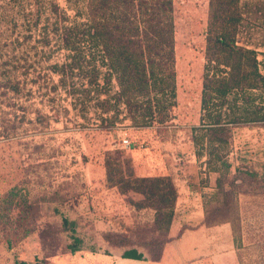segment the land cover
<instances>
[{
  "label": "rangeland",
  "instance_id": "374dc122",
  "mask_svg": "<svg viewBox=\"0 0 264 264\" xmlns=\"http://www.w3.org/2000/svg\"><path fill=\"white\" fill-rule=\"evenodd\" d=\"M87 1L0 0V84L11 77L18 88H0V199L16 188L21 198L36 203L33 220L26 223L35 227L33 233L10 250L4 240L9 228L0 225L7 228L4 233L0 230V264H264L263 187L234 189V228L230 222L214 226L215 235L200 250L196 234L199 208L178 212L174 230L162 233L154 228L153 212L138 210L129 201L131 195L111 194L109 189L118 188L109 187L108 181L107 189L99 182L85 186L90 179L88 166L99 167V151L118 149L122 137L132 138L128 133L118 136L124 130L99 126L102 114L95 100L82 105L69 89L57 86L60 76L54 67L69 60L61 31L87 21ZM174 5L176 81L181 94L177 103H201L210 0H174ZM239 7L236 43L255 50L262 62L264 0H240ZM79 75L75 70L70 81H78ZM175 114L180 115L178 123L173 122L175 127L152 129L153 138L169 136L171 130L187 136L192 132L199 119L196 107L186 112L182 106ZM256 136L252 145L258 148L257 154L250 152L249 133L238 130L237 148L225 158L235 167L248 165L264 176V126ZM120 151L132 161L128 152ZM105 158L106 154L104 164ZM231 170L233 177L235 170ZM67 171L75 173L71 182L66 181ZM220 199L209 200L207 215ZM8 208L6 214H16L15 204ZM63 219L76 222V234L83 240L75 254L68 249L72 239L62 231ZM112 232L131 235L134 243L114 246L104 237ZM157 236L166 244L155 262L148 248L138 243ZM130 248L141 251L147 261L123 259V252Z\"/></svg>",
  "mask_w": 264,
  "mask_h": 264
},
{
  "label": "trees",
  "instance_id": "16d2710c",
  "mask_svg": "<svg viewBox=\"0 0 264 264\" xmlns=\"http://www.w3.org/2000/svg\"><path fill=\"white\" fill-rule=\"evenodd\" d=\"M239 6L240 0H210L202 117L200 124L192 127L197 153L208 152L213 169L221 172L214 196L221 199L209 209L205 223L230 222L233 228L234 189L264 188V176L253 168H236L230 176L232 166L225 158L234 127L264 122V62L258 60L255 50L236 43ZM86 15V22H75L61 31L69 60L54 67L60 76L57 86L69 89L82 105L95 100L102 114L99 126L105 130L127 119L134 128L152 126L154 121L165 124L177 103L174 0H88ZM75 70L80 71L81 79L70 81ZM3 86L18 89L11 77ZM105 165L108 186L117 187L123 195H141V200L131 196L129 201L138 210L153 209L155 230L168 232L178 195L172 177H137L131 159L123 158L118 149L106 152ZM13 204L16 214H6L11 210L6 207ZM35 208L36 203L21 198L16 188L0 199V225L9 228L10 234H4L9 250L33 233L35 227L26 223L33 220ZM0 230L4 233L7 228L0 226ZM62 231L70 233V252L80 251L83 240L76 234V222L63 219ZM104 237L118 247L134 243L131 235L124 233H106ZM138 244L148 248L150 260L156 262L166 240L157 236ZM122 258L147 261L136 248L126 249Z\"/></svg>",
  "mask_w": 264,
  "mask_h": 264
},
{
  "label": "crops",
  "instance_id": "0c3cea01",
  "mask_svg": "<svg viewBox=\"0 0 264 264\" xmlns=\"http://www.w3.org/2000/svg\"><path fill=\"white\" fill-rule=\"evenodd\" d=\"M264 49V46L262 47ZM260 49L259 59L264 62V50ZM177 60V58H176ZM181 97L180 89H177V99ZM184 107V110L188 112L196 107V110L199 111V119L197 121V125L200 124L202 117V103H176V105L169 111V115L165 119V124H160L157 121L153 122L152 126L145 128H134L131 127V121L125 120L122 124L118 123L117 130H124V132H117L118 136H121L123 133H128L132 138L131 147L128 150L132 158V163L135 171V175L137 177H165L170 176L174 180L175 186L177 188V199L175 204V216L176 219L177 213H189L192 212L195 208L200 212L199 223L197 226V237L199 240L198 247L201 246L200 250L208 247V237L210 235H215L214 226L216 225H207L205 223L207 217V206L209 204L210 199L215 196L217 193V178L220 176V171L213 169V164L210 162V156L208 152H200L197 153V148L192 139V132L187 135H183L181 132H176L171 130V133L166 136H156L153 138L152 129H156L159 131L160 127L165 126V129H170L168 127H173V122L178 123L179 116L175 114L176 109H181ZM174 114V115H173ZM107 117V114H104ZM123 114L120 118H123ZM162 125V126H161ZM172 125V126H171ZM264 122L257 123H249L234 127L231 132V140L229 141V150L227 157L234 153L237 146V134L247 132L249 133L250 143L249 147L250 152H256L257 154L258 148L252 145V142H256L258 139V132L263 131ZM175 127V126H174ZM194 127V126H193ZM164 128V127H163ZM235 131V132H234ZM237 132V133H236ZM261 139V137H260ZM235 141L234 146L232 145V141ZM120 141V140H119ZM259 149H262L261 147ZM108 148L105 147L103 152L99 151V167L96 166H88L87 172L90 173V179L87 180L89 185L85 186H94L99 182L100 187H105L107 189V175H106V167L104 164V157ZM263 152L259 153V156L262 155ZM252 157V154H250ZM232 169L241 168L235 167L230 161H228ZM246 165L245 168H247ZM244 168V169H245ZM99 178L97 180V176ZM75 173L71 174L70 171H67L66 181L74 180ZM64 185V184H62ZM111 194L120 195L125 197L119 193L116 188L109 189ZM133 196L135 200H141L142 196L137 194H129ZM144 213L148 211L153 212V216L155 219V211L153 209L144 208L141 209ZM140 210V211H141ZM171 224L170 229L174 230V220ZM226 223V222H224ZM221 224V223H220ZM226 234V228L223 229ZM141 252V251H140ZM136 261V260H134ZM140 262V261H138Z\"/></svg>",
  "mask_w": 264,
  "mask_h": 264
},
{
  "label": "built area",
  "instance_id": "2783aa9c",
  "mask_svg": "<svg viewBox=\"0 0 264 264\" xmlns=\"http://www.w3.org/2000/svg\"><path fill=\"white\" fill-rule=\"evenodd\" d=\"M131 147V141L129 138L127 137H122L119 141V143L117 144V148L123 151L128 152V150Z\"/></svg>",
  "mask_w": 264,
  "mask_h": 264
}]
</instances>
